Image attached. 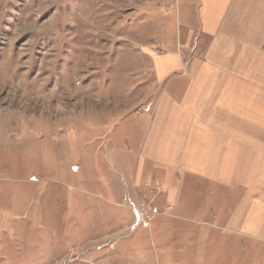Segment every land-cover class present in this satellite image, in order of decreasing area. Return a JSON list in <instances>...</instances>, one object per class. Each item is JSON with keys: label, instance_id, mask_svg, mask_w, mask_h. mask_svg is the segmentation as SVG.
I'll list each match as a JSON object with an SVG mask.
<instances>
[{"label": "rangeland", "instance_id": "374dc122", "mask_svg": "<svg viewBox=\"0 0 264 264\" xmlns=\"http://www.w3.org/2000/svg\"><path fill=\"white\" fill-rule=\"evenodd\" d=\"M176 1L0 0V264H264L215 219L240 190L136 183L152 58L201 37Z\"/></svg>", "mask_w": 264, "mask_h": 264}, {"label": "crops", "instance_id": "0c3cea01", "mask_svg": "<svg viewBox=\"0 0 264 264\" xmlns=\"http://www.w3.org/2000/svg\"><path fill=\"white\" fill-rule=\"evenodd\" d=\"M176 6L181 27L201 37L193 56L174 50L152 58L154 96L136 141V183L156 175L172 200L190 191V180L240 190L215 219L264 242V0Z\"/></svg>", "mask_w": 264, "mask_h": 264}, {"label": "built area", "instance_id": "2783aa9c", "mask_svg": "<svg viewBox=\"0 0 264 264\" xmlns=\"http://www.w3.org/2000/svg\"><path fill=\"white\" fill-rule=\"evenodd\" d=\"M154 186H155L154 189L159 192L161 189L160 185L158 183H155ZM130 204L133 205L132 201H130ZM150 218H151V207H149L148 210H144V211L140 209L139 215L136 216L137 225L141 227H148Z\"/></svg>", "mask_w": 264, "mask_h": 264}, {"label": "bare ground", "instance_id": "6f19581e", "mask_svg": "<svg viewBox=\"0 0 264 264\" xmlns=\"http://www.w3.org/2000/svg\"><path fill=\"white\" fill-rule=\"evenodd\" d=\"M134 209H135V210H134V211H135V215H136V213H137V215H139V212L137 211V209H136V208H134ZM138 209H139V208H138ZM139 211H140V209H139ZM137 215H136V216H137ZM136 222H137V221H136ZM136 225H137V223H136Z\"/></svg>", "mask_w": 264, "mask_h": 264}]
</instances>
